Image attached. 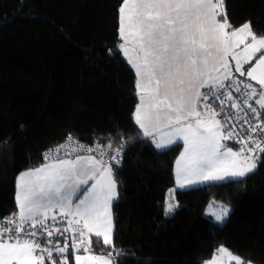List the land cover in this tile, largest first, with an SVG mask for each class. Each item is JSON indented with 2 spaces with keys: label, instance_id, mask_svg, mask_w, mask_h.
<instances>
[{
  "label": "trees",
  "instance_id": "1",
  "mask_svg": "<svg viewBox=\"0 0 264 264\" xmlns=\"http://www.w3.org/2000/svg\"><path fill=\"white\" fill-rule=\"evenodd\" d=\"M122 2L0 0V217L17 211L18 175L45 163L43 151L69 134L105 153L124 142L112 205L115 245L134 254L123 264H203L192 250L208 236L205 210L213 201L231 209L222 245L264 264V162L244 178L180 190L170 200L182 144L157 150L134 122L136 74L116 48ZM223 4L230 29L249 23L264 36V0ZM166 199L180 205L169 216ZM91 239L92 252L111 251Z\"/></svg>",
  "mask_w": 264,
  "mask_h": 264
},
{
  "label": "snow or ice",
  "instance_id": "2",
  "mask_svg": "<svg viewBox=\"0 0 264 264\" xmlns=\"http://www.w3.org/2000/svg\"><path fill=\"white\" fill-rule=\"evenodd\" d=\"M222 2L123 0L119 9L118 35L123 42L116 48L135 70L136 94L140 98L134 122L157 150L170 149L180 141L184 144L175 164L176 187L168 190L172 201L177 191L244 178L264 162L257 154L264 153V114L252 103L264 109V36L255 35L249 23L227 31L232 26L218 11ZM218 17L225 23H219ZM249 38L251 42L246 43ZM241 45L243 50L237 51ZM229 57L235 61L234 71L256 81L259 90L233 76ZM245 65H250L247 71ZM232 90L245 98L239 101ZM217 100L221 105L233 101L230 109L236 110L235 117L223 107L217 111L212 105ZM249 114L257 123L247 118ZM233 119L249 126L246 138L234 131L237 125ZM236 137L241 145L238 151L222 142ZM249 141L254 147H248ZM124 146L122 142L114 150L112 164H105V151L100 145L87 147L69 134L66 143L42 154L45 163L21 172L15 197L18 210L0 218V264H45V260L49 264H69L70 257L75 264H123L121 257H132L133 253L115 245L111 212L119 199L113 166L120 164L118 157ZM107 148H112L111 142ZM82 151H98L100 159ZM179 206L166 199L165 216L174 214ZM219 209L212 213L213 221L223 224L231 209L223 204ZM49 221L53 225L66 221L67 226L50 230ZM89 233L94 234L97 243L102 239V245L111 251L94 254L93 239L85 243ZM60 239H64L63 246ZM225 260L227 264H250L223 246L205 264H223Z\"/></svg>",
  "mask_w": 264,
  "mask_h": 264
},
{
  "label": "crops",
  "instance_id": "3",
  "mask_svg": "<svg viewBox=\"0 0 264 264\" xmlns=\"http://www.w3.org/2000/svg\"><path fill=\"white\" fill-rule=\"evenodd\" d=\"M123 3V2H122ZM122 5V4H121ZM121 7V6H120ZM223 22H225L224 20H222ZM244 25V24H243ZM243 25H241L240 27H242ZM240 27H237L235 29H239ZM251 30V28H250ZM231 31V30H230ZM122 41V40H121ZM248 41H251V38L248 39ZM246 41V42H248ZM123 42V41H122ZM120 42V43H122ZM122 52V51H121ZM123 54V53H122ZM258 55V54H257ZM259 56V55H258ZM258 56L255 58L257 59ZM126 58V57H125ZM255 59L252 61V63H255ZM127 60V58H126ZM128 61V60H127ZM129 63V62H128ZM130 64V63H129ZM131 65V64H130ZM250 65H248L249 67ZM248 67H246L245 71H247ZM133 68V67H132ZM134 69V68H133ZM135 71V70H134ZM223 70H221V74H222ZM136 74V73H135ZM137 79V77H136ZM242 80H245L246 82H250L252 83L254 86L257 87V89L259 90V85L256 81H252L249 77H247L246 75L244 77H242ZM225 82H228V81H225ZM206 89H202V91H205ZM140 103V98L138 96V102L137 104ZM137 106V105H136ZM136 110V108H135ZM198 110H201L203 111L202 108L198 107ZM135 112V111H134ZM217 119H219L218 117H216ZM142 131V130H141ZM224 144H226L227 147H231L233 148L234 151H238L229 141H222ZM180 143L182 144V148H181V151L180 153L184 150V144L182 141H180ZM180 153L178 155V157L180 156ZM85 155H89V154H85ZM90 155H93V154H90ZM96 156V155H94ZM74 157V156H73ZM98 159H100L98 156H96ZM177 157V158H178ZM177 160V159H176ZM175 164H176V161H175ZM175 164H174V172H175ZM26 171V170H24ZM22 171V172H24ZM19 176V175H18ZM235 179V178H234ZM221 182V181H220ZM198 185H201V184H197V185H194V186H198ZM193 186V187H194ZM17 193V179H16V192H15V195ZM219 205L218 203H213V202H210L208 204V206L206 207V210H205V214L209 208V212H207L206 214V217H207V228H208V236L205 240L203 241H199L197 242L194 247H193V255L196 257V258H200L203 260V264H205L206 261H210L212 260V257H213V254L217 251V249H219L222 245L221 243V224H216L214 223L213 221V217H212V213L215 211V209H219ZM18 210V209H17ZM51 215V213H50ZM83 225V221H81V225L80 227H82ZM75 226V225H74ZM71 235V233H69V236ZM94 234H87L85 236V243H86V240L90 239L91 236H93ZM87 237V238H86ZM69 244H71V240L69 239ZM227 249V248H226ZM98 254V253H97ZM73 258V257H72ZM74 260V258H73ZM223 264H227V260H225L223 262Z\"/></svg>",
  "mask_w": 264,
  "mask_h": 264
},
{
  "label": "built area",
  "instance_id": "4",
  "mask_svg": "<svg viewBox=\"0 0 264 264\" xmlns=\"http://www.w3.org/2000/svg\"><path fill=\"white\" fill-rule=\"evenodd\" d=\"M233 91V96L234 97H236V98H238V100L239 101H242L245 97L244 96H242L241 95V93H237V92H235L234 90H232ZM241 91L243 92V91H245L242 87H241ZM233 101H225V103H224V105H221L220 104V101H212V105H213V107L214 108H216V110L217 111H219L220 110V107H223L224 108V110L226 111V112H228V111H231V113L233 114V117H235V115H236V110L235 109H230V104L232 103ZM254 106V105H253ZM255 107H257V109H258V111H260L262 114H264V109H260L259 108V106L258 105H256ZM245 110H247V109H245ZM239 115L240 116H244V113L243 112H241V113H239ZM219 119H223L222 117H220V116H217ZM252 123H257V121L255 120V118L254 117H252L251 116V114H249V116L247 117ZM262 119H264V116H262ZM232 123H235L236 125H237V127H236V129L234 130V131H236V132H242L243 134H245V138H246V134L249 132V126L247 125V124H243V120H240V121H237V120H235V119H233V121H232ZM241 124H243V129H241L240 128V125ZM223 131H225V134H226V132H227V129H224ZM68 137V136H67ZM67 137L65 138V140L62 142V143H60V144H64V143H66V140H67ZM236 139H238V137H236V138H234L233 140H228L237 150H239V148L241 147V145L240 144H238V143H236ZM74 140L75 141H78L79 142V144H82V145H85V146H87V147H92V148H96V146H94V145H91V144H88V143H86V142H82V141H79V140H77V139H75L74 138ZM60 144H58V145H60ZM58 145H55V146H52V147H50V148H48V149H46V150H44L43 151V153H45L46 151H48L49 149H51V148H55L56 146H58ZM121 146V145H120ZM120 146H117V147H115V148H113V149H111L110 151H108V152H106L105 153V155L103 156V162L105 163V164H112L113 162H112V160H111V156L114 154V150L115 149H118ZM248 147H254V145L249 141L248 142ZM81 154H93V155H96V156H98L99 158H100V156H99V152L98 151H93L92 153H86V152H81ZM258 155H261V153H257ZM61 155H63V150L61 151ZM76 155V153H72V156H75ZM10 215H8V216H5V217H0V218H6V217H9ZM48 224H49V227H50V230H54V228H56V227H59V228H63V227H66L67 226V223H66V221L65 222H63V223H60V222H58V223H56L55 225H53L52 224V222L51 221H49L48 222ZM55 237H53V240H54V242H55ZM44 241L43 240H41V243H43ZM59 243H60V245L61 246H63V244H64V239H60L59 240ZM54 258H55V253H54ZM69 261H70V258H69ZM45 262H48L47 260H45Z\"/></svg>",
  "mask_w": 264,
  "mask_h": 264
},
{
  "label": "rangeland",
  "instance_id": "5",
  "mask_svg": "<svg viewBox=\"0 0 264 264\" xmlns=\"http://www.w3.org/2000/svg\"><path fill=\"white\" fill-rule=\"evenodd\" d=\"M218 11H220L221 13H225V11H224V4H223V2H222V4H220L219 6H218ZM218 21H219V23H225V22H223L222 21V19H220L219 17H218ZM230 30H233V29H227V31H230ZM122 42V41H121ZM251 41H248V42H246V43H250ZM243 48H244V45H241L240 46V48L239 49H237V51H242L243 50ZM228 60H229V64H230V66L232 67V71H233V76H235V77H238L239 79H241L242 80V77H240L239 76V73H236L235 71H234V68H235V61H233L232 59H231V57H229L228 58ZM252 103H253V105L254 106H256L255 105V103H254V101H252ZM211 207V206H210ZM209 207V208H210ZM209 208H208V210H207V212H209ZM111 212H112V206H111ZM207 212H206V214H207ZM214 212H219V210L218 209H215V211ZM87 238V237H86ZM87 241L88 240H86V243H87ZM224 247V246H223ZM225 248V247H224ZM230 251V250H229ZM231 252V251H230ZM94 253V252H93ZM231 253H233V252H231ZM79 254H81V255H84V253L83 252H80ZM94 254H97V253H94ZM99 254V253H98ZM235 256H238V255H236L235 253H233ZM239 257V256H238ZM75 262V261H74ZM251 264V263H250Z\"/></svg>",
  "mask_w": 264,
  "mask_h": 264
},
{
  "label": "bare ground",
  "instance_id": "6",
  "mask_svg": "<svg viewBox=\"0 0 264 264\" xmlns=\"http://www.w3.org/2000/svg\"><path fill=\"white\" fill-rule=\"evenodd\" d=\"M226 84L228 83V82H225ZM243 88V87H242Z\"/></svg>",
  "mask_w": 264,
  "mask_h": 264
}]
</instances>
